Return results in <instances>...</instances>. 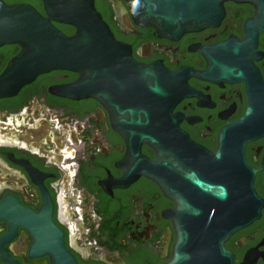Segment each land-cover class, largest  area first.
I'll list each match as a JSON object with an SVG mask.
<instances>
[{"label":"flooded vegetation","instance_id":"flooded-vegetation-1","mask_svg":"<svg viewBox=\"0 0 264 264\" xmlns=\"http://www.w3.org/2000/svg\"><path fill=\"white\" fill-rule=\"evenodd\" d=\"M93 1L138 63L180 71L165 95L136 93L125 104L116 99L121 108L149 110L150 102L164 110L172 104L180 129L210 152L218 148L220 130L243 116L245 129L264 126V0H225L217 25L177 37L136 23L125 0ZM7 45H0V72L19 49ZM76 78L54 69L0 97V200L13 198L34 213L49 202L63 244L79 264H162L175 240L169 215L175 203L139 173L144 162L129 155L132 149L152 159L155 149L146 142L137 147L135 139L128 144L120 115L100 99L51 91ZM243 154L254 170L260 211L223 245L230 264H264V131L244 142ZM0 264H53L38 250L24 216L0 218Z\"/></svg>","mask_w":264,"mask_h":264},{"label":"water","instance_id":"water-1","mask_svg":"<svg viewBox=\"0 0 264 264\" xmlns=\"http://www.w3.org/2000/svg\"><path fill=\"white\" fill-rule=\"evenodd\" d=\"M125 1L136 23L177 37L217 25L225 0ZM242 1L256 4L262 0ZM41 3L43 12L28 3L0 0V45L19 46L0 72V97L15 94L41 73L54 69L75 72L73 82L56 85L51 91L72 98L100 99L111 113L120 115L119 130L128 144L135 139L137 147L146 142L155 149L152 159L132 149L129 155L144 162L139 173L155 181L175 203L169 213L175 240L170 259L162 264H230L225 238L260 211L254 170L244 159L243 145L249 137L262 133L264 126L256 123L245 129L243 116L220 130L218 148L210 152L180 129L172 104L164 110L150 102L149 110L121 108L116 99L125 104L136 93L165 95L180 71L138 63L130 47L114 37L93 0ZM54 22L72 26L73 33H64ZM249 114L251 110L245 116ZM50 211L49 202L34 213L19 207L13 198L0 200V218L15 221L24 216L38 250L48 253L53 264H79L64 246L62 231Z\"/></svg>","mask_w":264,"mask_h":264},{"label":"trees","instance_id":"trees-1","mask_svg":"<svg viewBox=\"0 0 264 264\" xmlns=\"http://www.w3.org/2000/svg\"><path fill=\"white\" fill-rule=\"evenodd\" d=\"M30 2L41 12H43L42 9V3L41 0H30ZM57 24V23H56ZM63 24V23H62ZM58 25V24H57ZM59 28L66 34H71L74 31V28L70 25L67 24H63V28L59 26ZM10 47V48H9ZM13 47H15V50L18 49V45L17 44H8L7 45V49H12Z\"/></svg>","mask_w":264,"mask_h":264}]
</instances>
